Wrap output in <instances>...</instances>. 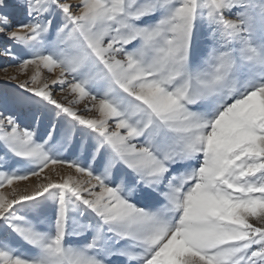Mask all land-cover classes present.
<instances>
[{
  "label": "snow or ice",
  "instance_id": "snow-or-ice-1",
  "mask_svg": "<svg viewBox=\"0 0 264 264\" xmlns=\"http://www.w3.org/2000/svg\"><path fill=\"white\" fill-rule=\"evenodd\" d=\"M0 72V264H264V0H0Z\"/></svg>",
  "mask_w": 264,
  "mask_h": 264
},
{
  "label": "rangeland",
  "instance_id": "rangeland-1",
  "mask_svg": "<svg viewBox=\"0 0 264 264\" xmlns=\"http://www.w3.org/2000/svg\"><path fill=\"white\" fill-rule=\"evenodd\" d=\"M9 71L11 72L12 71V69H9ZM3 75V73L2 72H0V76H2Z\"/></svg>",
  "mask_w": 264,
  "mask_h": 264
}]
</instances>
